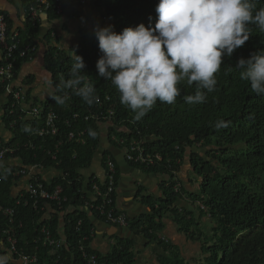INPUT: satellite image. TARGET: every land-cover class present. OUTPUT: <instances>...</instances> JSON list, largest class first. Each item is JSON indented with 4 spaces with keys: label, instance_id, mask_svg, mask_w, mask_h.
Listing matches in <instances>:
<instances>
[{
    "label": "trees",
    "instance_id": "1",
    "mask_svg": "<svg viewBox=\"0 0 264 264\" xmlns=\"http://www.w3.org/2000/svg\"><path fill=\"white\" fill-rule=\"evenodd\" d=\"M68 1L60 0L62 11L67 8ZM102 1L105 18L97 25L99 27L111 26L119 34L124 28H135L141 23L146 27L155 25L158 0ZM23 2L26 10L35 5V0ZM49 4L45 15L58 19L56 3L50 0ZM260 6H264V0H260L257 7ZM5 19L8 40L18 42L20 51L25 47L35 48L37 27L30 20L26 19L24 28L14 35L10 34L9 22ZM248 27L252 32L249 40L231 57L222 58L215 90L206 93L203 104L190 105L184 101L183 97L194 95L196 91L195 83L190 86L185 79L178 84L181 96L174 104L158 102L140 121H135L134 113L120 104L119 93L111 81L98 76L95 64L102 54L94 32L83 34L81 44L68 53L49 44L45 53L47 70L55 86V95L66 97L65 102H55L52 94L43 104L33 103L29 113L32 108L40 110L39 118L34 119L25 115L22 105L10 109L11 97L7 99L8 103L2 106L3 122L12 139L6 145L1 143L0 150L9 151L4 160L19 161L21 166L54 169L59 174L56 180L44 182L38 179V182L47 190L60 186L62 197L67 201L61 210H57L54 204L37 203L25 192L13 196L12 187L18 178L12 174L18 167L0 170V209L13 212L11 217H6L0 211V244L3 249L0 255L9 254L7 241L11 236L16 241L15 254L12 255L14 261L27 256L35 257L37 264H84L78 247L81 237H88L93 226L83 208L92 193L93 184L103 191L104 180L99 183L91 177L86 186L81 173L90 167L99 147L101 128L106 126L108 141L113 147L128 149L134 142L144 149L146 156H150L149 166L130 165L169 178L163 197L149 205L150 214L129 219L128 227L136 235L157 240V234L163 228L161 219L167 214L173 217L180 233L199 243L201 256L194 264H264V96L256 95L248 82L240 78L239 70L234 69L239 58L246 59L250 54L264 50V32L254 25ZM18 53H14V79L20 64L33 54L28 53L27 57L20 59ZM73 53L83 59L85 68L82 71L88 76L85 82L94 84L96 88L95 95L99 100L91 106L75 94V88L63 87L62 82L69 78V69L75 62ZM7 86V83L0 82V98H8ZM23 95L25 102L29 93L26 91ZM48 112L55 115L56 133L38 137L36 133L44 128ZM220 119L228 126L217 130L214 124ZM89 129L97 133L95 138L88 134ZM70 134L72 139H69ZM107 158L115 164L111 154L104 152L101 161L104 170ZM185 160L188 161L185 166L199 181L196 194L184 191L177 179ZM116 181L117 169L115 190ZM174 188L178 189L177 193ZM185 195L198 204V221L192 220V213L181 214L174 206L177 199ZM49 210L53 213L46 219ZM90 212L106 223L96 213ZM59 215L62 216V236L59 234ZM202 217H207L211 223L208 233L200 230ZM78 221H81L79 231L76 230ZM42 230L48 231L56 240L64 237L60 250L53 253L43 245ZM85 245L87 247L88 243ZM165 251L169 258L162 264H183L171 246H166ZM97 258L105 264H134L131 245L127 242L118 243L109 255H97Z\"/></svg>",
    "mask_w": 264,
    "mask_h": 264
},
{
    "label": "clouds",
    "instance_id": "2",
    "mask_svg": "<svg viewBox=\"0 0 264 264\" xmlns=\"http://www.w3.org/2000/svg\"><path fill=\"white\" fill-rule=\"evenodd\" d=\"M259 4L260 0H158L154 27L141 23L117 34L111 26H97L93 31L102 54L95 64L97 74L111 81L120 104L134 113L135 121L158 102L174 104L181 96L178 84L185 79L190 86L195 83L196 91L184 101L203 104L206 93L215 90L222 58L231 57L249 40L248 25L264 32V6ZM73 56L75 62L63 87L75 88V94L91 106L99 100L96 88L85 82L82 57ZM234 69L256 95L264 96V50L239 58ZM44 84L53 91L51 79ZM51 98L60 104L66 99L54 92ZM227 126L223 119L214 124L217 130ZM88 134L97 135L91 129ZM0 264H10V258L0 255Z\"/></svg>",
    "mask_w": 264,
    "mask_h": 264
},
{
    "label": "crops",
    "instance_id": "3",
    "mask_svg": "<svg viewBox=\"0 0 264 264\" xmlns=\"http://www.w3.org/2000/svg\"><path fill=\"white\" fill-rule=\"evenodd\" d=\"M28 10H26V4H24L23 0H0V13L9 22L10 34L18 35L19 31L24 28L25 20H29ZM103 18H105V10L100 4V0H70L67 8L62 11L58 19H50L45 13L38 15L35 24H33V26L37 27V37L34 40L35 51L30 59L20 64L17 77L9 86L12 90L23 89L24 92L27 91L29 93L28 100L23 102L21 106L27 117L32 118L29 109L33 103L43 104L55 92L54 89L49 91L44 84L45 80L51 79L52 81L45 61V53L49 44L55 45L61 51L68 53L81 44L83 34L94 32L93 29L97 27ZM1 57L0 51V61ZM9 98H0V145L1 143L8 144L12 139V134L6 129L3 122L2 109V106L8 103L7 99ZM101 129L99 147L95 152L97 155L95 157L94 154L88 170L81 173L84 177V185L91 177L96 178L99 183L103 181L102 155L104 152H108L113 157L117 169L114 194L116 209L124 213L128 219H137L140 216L149 215V205L158 202L163 197L164 186L169 183V178L147 173L130 165L124 159L123 149L113 147L108 141L107 127L102 126ZM186 163H188L187 160L181 167L177 179L184 191L188 194H196L199 181L195 180L189 168H185ZM13 166L23 167L19 161H0V170ZM58 176L59 174L54 169L35 168L29 172L28 176H24L14 183L12 194L13 196H18L25 192L26 184L30 178L36 181L39 179L44 182H51L56 180ZM86 186L84 187L85 192L87 190ZM174 206L181 214L192 213V220L197 219L198 221L200 219V213L197 210L198 204L193 203L189 196L185 195L177 199ZM47 212L45 215L46 219L49 218V214H52L53 211L49 210ZM59 217V234L62 236V216L59 215ZM87 217L93 226L89 248L100 257L109 255L112 248L118 243L126 242L131 245L134 264H162L168 262L169 256L167 251H165L166 246H171L177 252L183 260V264H194L199 261L201 256L199 243L180 233L171 215L165 214L161 219L163 228L157 234V240L146 239L142 235H136L129 227L114 226L96 218L93 219L88 213ZM200 222V230L208 233L211 228L210 221L207 217H202ZM191 229L194 231L193 228ZM198 232L200 231L198 230ZM1 247L2 245L0 244V250H3ZM7 256L10 258V263L19 264L10 255L7 254Z\"/></svg>",
    "mask_w": 264,
    "mask_h": 264
},
{
    "label": "built area",
    "instance_id": "4",
    "mask_svg": "<svg viewBox=\"0 0 264 264\" xmlns=\"http://www.w3.org/2000/svg\"><path fill=\"white\" fill-rule=\"evenodd\" d=\"M56 3L55 10L57 14L62 13V4L60 0H52ZM50 0H35V5L30 6L28 10L29 20L35 24L38 15L45 13L50 7ZM68 5V3H67ZM10 41V42H9ZM14 39L8 40V26L6 23L5 16L0 13V51L2 54L0 61V82L7 83L6 96L11 97L10 109H14L16 106L23 105L24 102V90L18 89L12 90L9 86L14 80V65L16 63V57L14 56L15 52H19L17 56L20 59L27 57L28 53L34 52V48L25 47L21 51L19 50L18 42L14 43ZM23 92V93H22ZM30 115L34 119H38L40 116V110L38 108H32L30 110ZM55 115L52 112H48L44 120V128L36 133L38 137H43L45 135H54L56 129L54 127ZM73 135H69V139H72ZM124 151V159L128 163L134 164H144L146 166L151 165L150 156L147 155L141 146L137 143H131L129 148H121ZM9 151L7 149L0 150V161H3L5 155ZM54 159V157H53ZM159 160V158H157ZM38 168L37 166H23L14 171L12 176L14 178H22L28 176L29 172L33 169ZM116 175L115 164L107 158L105 161V170H104V189L100 190V187L97 184H93L91 190L92 193L88 197V201L84 204L85 211L93 215L90 211H93L97 214L98 218L104 219V221L110 225L119 226V227H128L129 219L127 216L119 212L114 205V179ZM32 182V183H31ZM178 189L174 188V192L177 193ZM25 193L31 198L34 199L37 203L44 201L52 203L56 206L57 210L63 208V204L66 203L67 199L62 197V188L56 186L50 190H47L44 185L33 178H30L26 184ZM83 199V196L81 197ZM6 217H11L13 212L8 209H0ZM62 215V214H61ZM76 230L79 231L81 226V221L77 222ZM44 235L43 245H46L50 248L51 252H57L60 250L61 246L64 244V238L60 240L53 239L48 231L42 230ZM92 235V231L89 232L88 237H81V243L78 247V252L84 264H105L98 260L97 255L91 251L89 248V241ZM10 245L9 254L12 258V255L15 254V239L9 236L8 241ZM86 243H88L86 247ZM19 264H37L35 257L22 256L17 260Z\"/></svg>",
    "mask_w": 264,
    "mask_h": 264
},
{
    "label": "rangeland",
    "instance_id": "5",
    "mask_svg": "<svg viewBox=\"0 0 264 264\" xmlns=\"http://www.w3.org/2000/svg\"><path fill=\"white\" fill-rule=\"evenodd\" d=\"M102 3L104 2V1H102V0H100ZM96 155H97V153H95V157H96ZM187 165V164H186ZM185 168H186V166H185ZM186 170V169H185ZM192 180H193V177H192Z\"/></svg>",
    "mask_w": 264,
    "mask_h": 264
},
{
    "label": "water",
    "instance_id": "6",
    "mask_svg": "<svg viewBox=\"0 0 264 264\" xmlns=\"http://www.w3.org/2000/svg\"><path fill=\"white\" fill-rule=\"evenodd\" d=\"M24 12V11H23ZM90 215V214H89ZM91 217L93 218V219H95V217L93 216V215H91ZM62 235V234H61ZM64 238V237H63Z\"/></svg>",
    "mask_w": 264,
    "mask_h": 264
}]
</instances>
